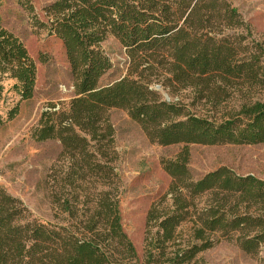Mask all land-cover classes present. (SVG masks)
Listing matches in <instances>:
<instances>
[{"label": "trees", "instance_id": "16d2710c", "mask_svg": "<svg viewBox=\"0 0 264 264\" xmlns=\"http://www.w3.org/2000/svg\"><path fill=\"white\" fill-rule=\"evenodd\" d=\"M235 18L218 0H53L33 15L34 27L61 41L75 94L66 108L44 112L32 134L36 142L61 145L67 165L53 202L65 218L39 223L0 188V264H194L223 238L245 254L258 252L264 181L225 167L193 180L188 146L264 145V103L247 101L215 122L154 89H192L215 105L239 86L264 90V48L210 29L212 21L241 26ZM108 37L124 48L128 68L122 79L100 87L112 68L100 47ZM35 72L23 43L0 25V101L7 81L20 102L31 99ZM111 109L125 111L149 143L183 146L162 162L171 182L146 214L142 260L121 227Z\"/></svg>", "mask_w": 264, "mask_h": 264}, {"label": "rangeland", "instance_id": "374dc122", "mask_svg": "<svg viewBox=\"0 0 264 264\" xmlns=\"http://www.w3.org/2000/svg\"><path fill=\"white\" fill-rule=\"evenodd\" d=\"M52 1L0 0V25L23 43L36 67L31 99L20 102L12 81H7L4 87L0 101V188L20 201L33 219L50 225L65 218L64 214H58L53 201L67 163L61 157L62 148L57 140L36 142L32 134L44 112L50 107L66 108L75 98L61 41L34 27L32 22L33 15H40ZM218 3L234 9L235 20L242 23L237 27L212 21L210 29L220 33L219 38L242 35L246 37L244 43L264 48V0H218ZM26 5L32 6L31 13ZM100 47L112 65L99 81V86L104 87L126 75L128 59L124 48L113 37H108ZM163 92L169 102L179 103L192 115L215 122L237 113L247 101L264 103V90L250 85L229 90V96L216 105L198 99L192 89L175 93L163 89ZM108 120L114 131L113 167L117 174L115 187L121 227L142 260L146 214L166 194L171 182L162 162L173 160L183 146L162 147L149 143L123 110L111 109ZM188 151V170L193 180L225 167L237 176L250 175L264 181V145H189ZM204 199L198 200L200 204ZM78 208L81 213L82 206ZM188 227L185 224L181 229L186 232ZM194 264H264V245L256 254L249 255L233 239L223 238L200 252Z\"/></svg>", "mask_w": 264, "mask_h": 264}, {"label": "water", "instance_id": "95a60500", "mask_svg": "<svg viewBox=\"0 0 264 264\" xmlns=\"http://www.w3.org/2000/svg\"><path fill=\"white\" fill-rule=\"evenodd\" d=\"M154 89L156 91H158L163 96V98H164L165 101H167V102L169 101L167 94L163 92V89H162L161 86H155Z\"/></svg>", "mask_w": 264, "mask_h": 264}]
</instances>
